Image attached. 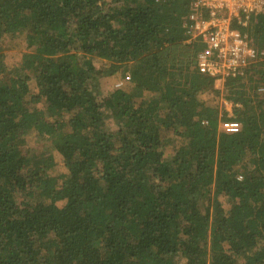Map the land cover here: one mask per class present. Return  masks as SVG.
<instances>
[{"label":"trees","instance_id":"16d2710c","mask_svg":"<svg viewBox=\"0 0 264 264\" xmlns=\"http://www.w3.org/2000/svg\"><path fill=\"white\" fill-rule=\"evenodd\" d=\"M192 1L0 0L31 50L0 55V264H264V59L224 81L234 118L203 101ZM247 32L264 49V10Z\"/></svg>","mask_w":264,"mask_h":264},{"label":"built area","instance_id":"2783aa9c","mask_svg":"<svg viewBox=\"0 0 264 264\" xmlns=\"http://www.w3.org/2000/svg\"><path fill=\"white\" fill-rule=\"evenodd\" d=\"M263 10L264 0H193L182 28L183 43L199 45L197 71L218 85L243 75L247 67L264 59V49L255 48L247 32L248 24ZM219 127L233 133L239 124L226 120Z\"/></svg>","mask_w":264,"mask_h":264},{"label":"rangeland","instance_id":"374dc122","mask_svg":"<svg viewBox=\"0 0 264 264\" xmlns=\"http://www.w3.org/2000/svg\"><path fill=\"white\" fill-rule=\"evenodd\" d=\"M30 51L31 50L26 46L23 33H17L15 35L3 34L0 37V55L3 64L5 65V67L9 69L18 65L19 61L21 60V57L24 54L29 53ZM94 63L98 64L99 61L94 60ZM127 74L129 73L126 72L125 74H123L124 75L123 76L122 72L120 73L119 71L117 74L113 76H107L101 78L99 80V86L101 92L102 93L107 92L109 90L116 88V84L118 82H121L120 85L121 87L127 86V84H129L130 82V80L126 77ZM223 84L224 82H219L218 85H216L213 81V88L218 90V92H215L213 88L204 89L200 93V98L203 101L207 102L208 104L216 105L219 108V111L223 110V112L226 113V117L228 116L234 118L231 103L225 100L221 94L222 92L221 90L223 89ZM108 126L112 131H115L116 127L111 122H109ZM23 140H24V145H23L24 150L35 151L37 154L43 152L45 154L52 155L53 160L55 162L54 167L51 170V173L53 175L58 176L64 173L65 170L62 164L61 156L54 149H52L48 141H42L37 139L33 131L27 132L23 136ZM171 140H175L177 142L180 141L183 142V139H180L179 137H172ZM16 199L17 202L19 203H24L25 201L29 200L28 198H26L25 193L22 191L17 192ZM34 201H37V197H35ZM61 204H62L61 201L57 202V205H61ZM207 264H210V262H207Z\"/></svg>","mask_w":264,"mask_h":264},{"label":"crops","instance_id":"0c3cea01","mask_svg":"<svg viewBox=\"0 0 264 264\" xmlns=\"http://www.w3.org/2000/svg\"><path fill=\"white\" fill-rule=\"evenodd\" d=\"M217 85V84H216Z\"/></svg>","mask_w":264,"mask_h":264}]
</instances>
